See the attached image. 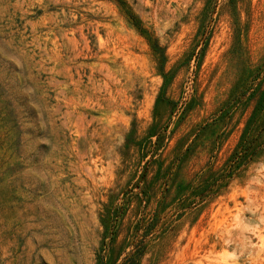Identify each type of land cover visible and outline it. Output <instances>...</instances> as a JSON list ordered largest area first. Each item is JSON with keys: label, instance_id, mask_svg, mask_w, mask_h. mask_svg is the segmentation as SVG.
<instances>
[{"label": "rangeland", "instance_id": "374dc122", "mask_svg": "<svg viewBox=\"0 0 264 264\" xmlns=\"http://www.w3.org/2000/svg\"><path fill=\"white\" fill-rule=\"evenodd\" d=\"M119 1L0 0V264H264L263 117L185 195L264 90V0Z\"/></svg>", "mask_w": 264, "mask_h": 264}, {"label": "trees", "instance_id": "16d2710c", "mask_svg": "<svg viewBox=\"0 0 264 264\" xmlns=\"http://www.w3.org/2000/svg\"><path fill=\"white\" fill-rule=\"evenodd\" d=\"M117 1L119 2L120 5H123V1H119V0ZM127 14L132 20L133 24L139 29L140 25L137 23L135 17L131 13H127ZM155 50L160 51L159 49H155ZM261 72L264 73L263 68H259L254 75L258 77V75ZM259 84L260 83L251 87L250 89H248V91L245 88L240 93V95L242 96L248 92L247 98H253L254 105L247 119V122L242 130V133L240 135V140L237 143L235 149L231 152V154L227 158L224 166L220 169V171L214 173L213 175H208L207 177L203 178L200 181V183L190 187V189L188 190V192H186L185 195L203 197L210 194L213 188L216 187L220 182L224 181L226 176L229 175L232 166L233 167L237 166L242 158H246V156L253 155V152H256L254 151L253 148H251L250 141L248 142V140L250 138V132L254 124L257 122V120L260 117L264 118V90H259ZM140 256H141L140 250H138V248L135 247V249L132 252H130L128 255H126L124 257V260L121 261L119 264H137Z\"/></svg>", "mask_w": 264, "mask_h": 264}]
</instances>
